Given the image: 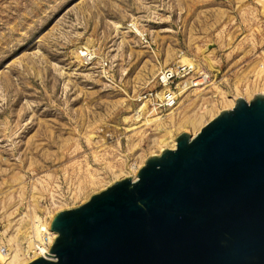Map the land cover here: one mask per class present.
<instances>
[{"label": "rangeland", "instance_id": "374dc122", "mask_svg": "<svg viewBox=\"0 0 264 264\" xmlns=\"http://www.w3.org/2000/svg\"><path fill=\"white\" fill-rule=\"evenodd\" d=\"M182 64L195 70L176 104L157 108L160 72ZM237 92H264V0H0L2 250L26 244L35 215L134 177Z\"/></svg>", "mask_w": 264, "mask_h": 264}, {"label": "water", "instance_id": "95a60500", "mask_svg": "<svg viewBox=\"0 0 264 264\" xmlns=\"http://www.w3.org/2000/svg\"><path fill=\"white\" fill-rule=\"evenodd\" d=\"M176 139L53 215L51 255L25 264H264V92Z\"/></svg>", "mask_w": 264, "mask_h": 264}, {"label": "bare ground", "instance_id": "6f19581e", "mask_svg": "<svg viewBox=\"0 0 264 264\" xmlns=\"http://www.w3.org/2000/svg\"><path fill=\"white\" fill-rule=\"evenodd\" d=\"M81 54L84 55V51H81ZM86 54L88 55V53H86ZM183 60H186V59H183ZM191 65L194 66V62ZM207 79H208V75L204 74L202 78H195V79H193V81H191L189 83L190 84L193 83V86H197V85L201 84L202 82H204V80H207ZM185 86H183V88L186 89ZM183 88H181V90ZM183 91H184V89H183ZM161 95H163V91H162ZM238 97H240L238 92L235 93V95H232L230 97V99H229V105L230 106L229 107L232 108L236 104V99ZM143 106H145V104H143L142 107ZM199 120H200V118H199ZM185 122H187L186 123L187 125L185 127H187L188 129H189V126H190V128L194 127V129H197L196 126L198 125V119L192 118V119H189ZM202 123H203V121L201 122V124ZM199 126H198V131H199ZM196 131L195 132L193 131L194 135L197 133ZM172 139H173L172 140L173 145H171L172 147L171 146L170 147L175 148L176 144H177V139H176V137H172ZM159 145H160V147H165V146L167 147V145H169V142L166 140V138H162L159 141ZM133 178L136 179L137 174ZM46 214L47 215L45 218H42L39 215H35V221L33 220L34 224L32 226H30L31 230H29L30 229L29 228L28 230L26 229L27 231H25L26 232L25 237L27 238V242L25 245L22 244L20 246L18 244L17 247L14 249H11V251H7V250L5 251L4 249L2 250L3 244L0 243V260L2 261L3 264H25L26 262H28L32 258L36 257V255H38L40 253H43V254L49 253L50 245L54 241V238L56 235L50 229V220H51L53 214H51L50 212H48Z\"/></svg>", "mask_w": 264, "mask_h": 264}, {"label": "built area", "instance_id": "2783aa9c", "mask_svg": "<svg viewBox=\"0 0 264 264\" xmlns=\"http://www.w3.org/2000/svg\"><path fill=\"white\" fill-rule=\"evenodd\" d=\"M84 52L85 53L84 55L82 54V56H84V58L86 59H89L90 54L87 55L86 54L87 51H84ZM194 70H195L194 67H192L191 65L182 64V65L177 66L176 68H169V69L162 70L160 72L159 83L160 85L163 86V89H161L163 90V95H159V93H157L156 95L157 99L159 100L157 108L166 109L176 104L179 94H180L179 84H176L177 80L185 77L191 72H194ZM193 79L194 78H192L191 80H187V81H193ZM191 85H193V83ZM51 245H50V248H51ZM47 254L51 255L50 251ZM47 254L40 253L36 256L42 255L45 257H49Z\"/></svg>", "mask_w": 264, "mask_h": 264}]
</instances>
